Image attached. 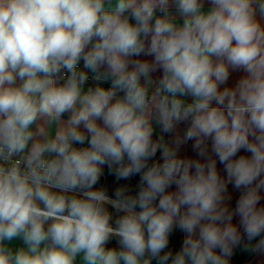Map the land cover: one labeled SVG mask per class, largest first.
<instances>
[{"label":"clouds","instance_id":"9594fccd","mask_svg":"<svg viewBox=\"0 0 264 264\" xmlns=\"http://www.w3.org/2000/svg\"><path fill=\"white\" fill-rule=\"evenodd\" d=\"M262 199L264 0H0V264L264 257Z\"/></svg>","mask_w":264,"mask_h":264},{"label":"crops","instance_id":"0c3cea01","mask_svg":"<svg viewBox=\"0 0 264 264\" xmlns=\"http://www.w3.org/2000/svg\"><path fill=\"white\" fill-rule=\"evenodd\" d=\"M146 59H151V58L150 57H146ZM241 74H242L241 72H233L231 77H230V79H229V81H228V86L234 85L236 80L239 78V76ZM160 75H161V73L157 72V73L153 74V77L157 78ZM64 118L65 119L67 118V114H65ZM154 126H155V129H156L155 136L160 135L161 133H160L159 125H155V122H154ZM186 128H187V124L186 123L178 124L177 129H176V131L173 134H171V135L165 134V139L170 141L175 135H180L182 137L184 132H185V130H186ZM155 136H154V138H155ZM208 143H209V151L211 152V141H209ZM192 144H193V141H188L186 144H184L181 147L180 155L189 156V157L195 158L196 157V153H195V151L192 148ZM239 154H244L243 150H241V153H238V155ZM218 169L221 170L222 174H225V173H223V166L220 165L219 162H218ZM229 191H230V193L232 194V197H233L232 201H231V204L234 206L235 205V200L239 196V190L233 189L232 186L229 185ZM261 203H264V199L261 200ZM113 213H115V212L113 211ZM114 217L115 216L113 215V218ZM177 234L179 235L180 244H181L182 243V235L183 234L180 233L178 230H177ZM114 245H116V243L113 242V241H110L109 246L111 247V246H114ZM14 246H19V244L14 242ZM179 246L180 245H178L176 248H178ZM153 264H155V261L153 262ZM232 264H264V257L252 255V254L248 253L247 251H245L243 249V247L241 246V247H238L237 249L234 250V255L232 257Z\"/></svg>","mask_w":264,"mask_h":264},{"label":"rangeland","instance_id":"374dc122","mask_svg":"<svg viewBox=\"0 0 264 264\" xmlns=\"http://www.w3.org/2000/svg\"><path fill=\"white\" fill-rule=\"evenodd\" d=\"M138 181H139L138 177L130 178L127 181H124V180L117 181L114 176L108 173L107 168H105V174L104 176L101 177V180L97 186L105 187L107 189L108 194H110V196H114L115 189L125 184L129 186L130 191L135 193L136 191H138L136 187V185L138 184ZM113 215L116 216V215H119V213H113ZM113 219H115V217ZM112 241L116 243L115 238H113ZM178 245H180V238L176 231L170 239V247L175 249Z\"/></svg>","mask_w":264,"mask_h":264},{"label":"built area","instance_id":"2783aa9c","mask_svg":"<svg viewBox=\"0 0 264 264\" xmlns=\"http://www.w3.org/2000/svg\"><path fill=\"white\" fill-rule=\"evenodd\" d=\"M105 87L109 86L108 84H104Z\"/></svg>","mask_w":264,"mask_h":264}]
</instances>
